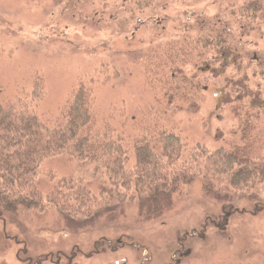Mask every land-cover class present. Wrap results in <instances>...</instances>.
<instances>
[{
  "label": "rangeland",
  "instance_id": "obj_1",
  "mask_svg": "<svg viewBox=\"0 0 264 264\" xmlns=\"http://www.w3.org/2000/svg\"><path fill=\"white\" fill-rule=\"evenodd\" d=\"M251 1L0 0V100L22 95L40 116L55 119L77 83L92 80L98 130L124 136L129 148L164 124L191 148L264 151V104L252 101L264 100V13L249 14ZM227 27L230 50L219 60L212 41ZM179 42L196 82L183 101L174 93L167 107L160 82L177 71L171 51ZM75 162L46 161L56 181L43 175V192L82 176L83 188L97 196L98 213L65 212L77 208L75 184L56 193L62 208L47 202L44 211L1 210L0 264H264V177L243 190L244 199L220 198L197 180L150 215L130 196L121 205L106 197L113 188L108 171L93 167L77 175ZM108 202L114 206L104 208Z\"/></svg>",
  "mask_w": 264,
  "mask_h": 264
},
{
  "label": "trees",
  "instance_id": "obj_2",
  "mask_svg": "<svg viewBox=\"0 0 264 264\" xmlns=\"http://www.w3.org/2000/svg\"><path fill=\"white\" fill-rule=\"evenodd\" d=\"M246 8L252 15L264 13V0H252ZM230 31V27L215 31L221 40L212 41L214 43L211 48L217 52L219 60L230 50L226 42ZM207 45L204 43L203 48ZM186 56L180 42L179 49L171 51L175 63L173 68L177 71L172 72L171 80L160 82L167 107L174 103V93L183 101L187 97L188 88L196 82V77L189 75V58ZM202 63L208 62L203 60ZM200 64L198 62L195 65L198 75L203 68ZM225 80L234 85V80ZM91 81L82 79L77 83L71 99L55 119L40 116L38 110L29 107L26 95V98L16 95L12 100H0V212L27 208L44 211L47 202L62 208L64 205L56 193L59 189L76 185L79 188L74 196L77 208L65 212L83 218L97 214L100 206L93 207L97 196L83 188L85 178L82 176L76 181L73 178H62L51 191L43 192L40 185L43 175L50 182L56 181L54 169L45 168L44 163L57 157H71L75 160L77 175H88L99 167L108 171L113 188L106 197L115 199L117 205H121L130 196V200L144 203L143 207L150 215L158 211L160 203L170 202L178 187L188 186L197 180H201L206 192L215 191L212 193L220 198L239 199L246 198L243 190L250 184L253 186L263 182L264 151L260 147L240 152L224 150L223 147L213 150L214 146L209 149L203 144L191 148L180 135L166 129L173 126L164 124L154 125L155 131L149 135L144 134L141 139H134L132 148H129L124 136L111 138L106 129L100 132L93 110ZM236 83L240 88L243 85L241 79ZM36 90L37 85L34 83V102L39 98V90ZM220 93L224 94V90ZM220 93H214L215 97H220ZM245 95L251 96L248 93ZM252 101L254 105L261 102L264 104L260 97L258 100L255 96ZM260 108H264V105L260 104ZM248 124L245 122L244 128ZM207 148L211 152L207 153ZM131 160L135 161V165H129ZM131 184L139 188L148 187L149 191L146 193L135 186L136 190L131 193L128 188ZM112 206L108 202L103 207Z\"/></svg>",
  "mask_w": 264,
  "mask_h": 264
},
{
  "label": "flooded vegetation",
  "instance_id": "obj_3",
  "mask_svg": "<svg viewBox=\"0 0 264 264\" xmlns=\"http://www.w3.org/2000/svg\"><path fill=\"white\" fill-rule=\"evenodd\" d=\"M181 254H182V251L180 250V251H179V255H181Z\"/></svg>",
  "mask_w": 264,
  "mask_h": 264
}]
</instances>
